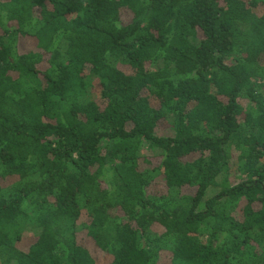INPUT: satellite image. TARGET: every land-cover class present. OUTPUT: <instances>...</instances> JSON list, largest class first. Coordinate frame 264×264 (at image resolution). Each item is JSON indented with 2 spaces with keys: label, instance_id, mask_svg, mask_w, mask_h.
I'll use <instances>...</instances> for the list:
<instances>
[{
  "label": "trees",
  "instance_id": "16d2710c",
  "mask_svg": "<svg viewBox=\"0 0 264 264\" xmlns=\"http://www.w3.org/2000/svg\"><path fill=\"white\" fill-rule=\"evenodd\" d=\"M95 254L264 264V0H0V264Z\"/></svg>",
  "mask_w": 264,
  "mask_h": 264
},
{
  "label": "rangeland",
  "instance_id": "374dc122",
  "mask_svg": "<svg viewBox=\"0 0 264 264\" xmlns=\"http://www.w3.org/2000/svg\"><path fill=\"white\" fill-rule=\"evenodd\" d=\"M123 18L126 19L127 17L124 16ZM28 42H29V43H28ZM29 44H31L30 41L22 39V41H21V49H22L23 51L28 50L29 47H30ZM31 45H32V44H31ZM95 83L97 84V82H95ZM97 90H98V87L95 88L93 91H94V92H97ZM157 134H159L160 136H172V135H173V130H172V128L170 127L169 122H164L163 124H161L160 127H159L158 130H157ZM144 153L149 154V155H152L151 152H147V151H145ZM209 194H211L210 196H212V195L216 194V191H214V190H213V191H210ZM79 224H80V225H79L80 228H79L78 232H82V228H83L82 225H81L82 223L80 222ZM36 238H37V235L34 234L32 231L26 232V233H25V237H24V239H23L22 242L19 243V245H18L19 248H20V249H23V250H27V249H29V247H30L32 244L35 243ZM95 257H96V259H97L98 264H109V263L112 261V258H104L101 254H100V255L95 254Z\"/></svg>",
  "mask_w": 264,
  "mask_h": 264
}]
</instances>
